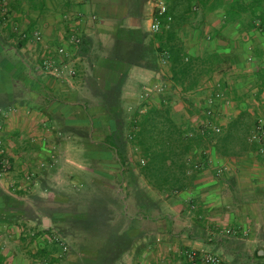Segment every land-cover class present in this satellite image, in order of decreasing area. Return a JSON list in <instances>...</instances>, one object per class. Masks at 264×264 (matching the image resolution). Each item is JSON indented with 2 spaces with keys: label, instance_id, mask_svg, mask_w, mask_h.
Returning a JSON list of instances; mask_svg holds the SVG:
<instances>
[{
  "label": "crops",
  "instance_id": "crops-1",
  "mask_svg": "<svg viewBox=\"0 0 264 264\" xmlns=\"http://www.w3.org/2000/svg\"><path fill=\"white\" fill-rule=\"evenodd\" d=\"M257 1H251L249 5L259 14L263 7L261 1ZM167 6L168 12L172 11L173 0H167ZM154 12V0H0V142L11 160L13 177L29 178L31 173L34 176L39 173L37 168L33 171L26 166L31 156L42 158L56 153L69 154L75 147L72 153L80 154L79 125L87 120L85 117L80 119L75 110L77 107L71 106L72 103L57 97L49 76L55 73L44 69V60L61 59L66 68L70 61L80 60V92H86L80 95V107L106 106L104 99L92 90L102 92L107 84L115 85L122 81L119 103L125 108L136 105L137 108L148 105L161 107L163 103V115L171 107L173 117L178 106L194 109L192 104L182 99L180 89L171 80L172 73L166 59L158 52L162 43L157 36L159 32L150 30ZM79 13L83 14L80 21L75 16ZM249 13L243 20H249ZM70 15L72 21L68 18ZM162 17L163 25L165 19ZM167 19L172 20V17L169 15ZM243 20L225 23L224 10L220 8L215 12L206 10L201 20L191 16L175 29V40L181 43L180 50L192 56L204 52H227L224 48L227 42L234 44L237 57L233 68L226 74L204 75L196 92L206 88L213 76L218 75V83L223 81L230 90L242 91L244 96L246 89H252L257 100H264V94H259L257 77L264 64L257 55L260 51L264 58V30L246 34ZM74 22L78 24L76 28L81 39L78 47L66 41L70 25ZM207 28L211 35L202 39L203 29ZM215 31H221L217 40L211 38ZM36 32L41 35L40 41L35 38ZM61 46L68 47L67 57L58 56L57 50ZM247 46L253 48V52H248ZM246 58L258 60L252 71L244 64ZM123 76L125 79H121ZM149 91L160 94L155 93L158 97L150 100L146 97ZM174 95L177 98H173ZM195 95V92L189 94L192 103ZM175 100L179 101L178 104ZM99 117L97 125L104 122V117ZM109 121L115 122L111 118ZM163 121L166 123L164 117ZM192 121L194 126L199 123L195 118ZM53 124L59 130H55ZM178 125L173 131L180 129L181 124ZM73 126L78 128L75 130L77 141L74 147L66 142V136L70 134L67 131ZM228 127L230 141L227 152L219 154L220 160L214 159V153H207L209 161L206 168L197 174L195 184L186 191L163 193L145 178L141 179L149 189L146 192L142 188L146 196L143 202L151 199L154 207L148 211V207H142V199L136 197L130 196L125 201L123 210L117 214L124 220V225H111L108 233H115L117 238L125 235L128 241L115 252L110 244L107 259L105 248L100 246L98 264H170L167 252L178 257V251L185 247L203 246L200 249L206 252L204 246H209L217 250L214 231L227 233L230 231L226 230L228 226L244 228V235H252V247L264 246V161L259 159V152L237 157L232 129ZM106 135L111 133L106 132ZM52 171L46 175L44 172L45 176H37L32 188L40 184L44 190ZM105 176L112 177L107 172ZM16 185L20 190L15 194L10 191L6 180L0 177V264L23 263L19 250L28 248L29 243L22 228L28 225L31 231L35 225V208L33 215L22 214L30 209L33 198L31 195L24 198L26 187L23 183ZM246 219L250 222L257 220L251 232L245 228ZM186 221L188 225L184 223ZM146 222H153L154 227L146 229ZM9 232L17 235L16 245L20 249H5L2 240ZM228 249L230 252L233 250Z\"/></svg>",
  "mask_w": 264,
  "mask_h": 264
},
{
  "label": "rangeland",
  "instance_id": "rangeland-1",
  "mask_svg": "<svg viewBox=\"0 0 264 264\" xmlns=\"http://www.w3.org/2000/svg\"><path fill=\"white\" fill-rule=\"evenodd\" d=\"M244 20L246 21V19ZM209 31L208 28L203 29L202 39L204 36L207 39L206 36L211 35ZM231 31L233 32L234 30ZM251 39H254V37L251 36ZM247 49L248 52L253 50V48L250 49L248 46ZM252 52L250 55L253 56ZM249 58H246L244 64L247 69L252 71L258 60ZM71 70H74L75 74H71ZM49 76L53 81L55 94H58L57 97L72 103L71 106L77 107L75 110L80 119L85 117V120H87L86 123L79 125L80 139L78 145H80V154L72 153L76 150L75 147L74 151H70L71 153L69 154L56 153L54 156L47 155L42 158L40 156H31V158H28L29 161L27 160L26 166L33 171L37 168L38 174L34 176L31 173L29 178H24L17 177L18 175L13 177V173H10L1 178L6 180L10 191L15 194L20 190L16 184L23 183L26 187L24 198H28L30 195L32 196L30 198H33V200L31 199L33 202L30 209H26V213L22 212L24 215H33V208L36 211L35 225L33 228L31 227V231H29L30 227L28 225L22 228L23 232H26V240L29 243L27 244L28 248L19 250V253L23 256L22 264H48L51 259L56 260L53 264H94V250L97 247L106 246L107 235L99 236L100 231L93 226L84 225L87 228L81 227L80 225L83 226V219H85L87 214L93 212L94 205L100 206L101 204L104 211L113 214L109 227L111 225L123 226L124 220L118 218L117 214L123 210L124 203L130 196L135 197L132 188L127 187L128 176L126 177L123 173L126 167L119 160V151L116 144L119 145L120 140H115V147H113L114 145H111V140L106 135V132L107 134L116 133L120 126L116 122L109 121L111 115H109L108 108L101 106L80 107V95L86 94L84 90L80 92L82 83L80 81V60L70 61L64 71L59 74H50ZM218 78V75L213 76L212 82L206 88L195 93L193 103L191 101L194 109L189 106H178L174 109L176 113H173L175 115L173 117L171 115L173 109L169 107L163 117L166 120L167 130L172 132L179 127L178 124H181L180 126L185 129L188 125H193L192 119L194 118L197 122H200L206 116V111L212 110L211 116L213 120L211 126L220 138V150L218 152L211 149L210 154L214 153V159L220 160L219 154L227 152L228 142L230 141L228 127L230 121L241 111L247 110L250 113L251 120L254 122L260 114L264 113V100H257L252 89H246L245 98L242 95L244 92L230 90L225 83H222L223 81L218 83ZM218 92H222L223 97L210 104L208 99L215 96ZM155 93L160 94L158 91H149L146 97L150 100L157 98L158 95ZM175 97L177 98L176 95L173 98ZM227 101H230V104ZM178 102V100H175L176 104ZM150 108L151 105H148L140 109L146 112ZM135 109H137V105L122 108L123 124L121 129L125 130L126 134L129 133L127 125L131 120V113ZM99 115H102V118L104 117V122L101 125L96 123L100 119ZM53 127H55V130H59L56 124H53ZM77 129L74 126L69 127L67 132L70 134H67L68 136L65 135L67 137L66 142L72 147L76 145L75 130ZM217 129H220V131L218 132ZM124 143H126L125 157L131 163L132 171L137 174L140 170L138 167L140 155L135 149L134 141L130 136L124 139ZM106 151L111 153L110 158L105 156ZM227 157L229 156L227 155ZM51 169H53L51 179L46 182L44 190L40 184L32 188L33 180L37 176L43 175L44 172H46L44 173L45 175L49 174L48 172ZM32 170L30 172H33ZM106 172L107 175L112 177L107 178L105 176ZM142 178L144 177L139 176V186H142L141 188L148 192L149 189L145 187L143 180H141ZM12 203L13 201H11ZM187 220L189 221L188 217ZM244 222L247 224L245 225L246 230L251 232L253 231V223H257V220L254 219L250 222L246 219ZM184 223L189 224L187 221ZM144 227L150 230L154 227V224L153 222H146ZM49 228L51 229L50 233H46L45 230ZM106 228L103 230L105 234H108V228ZM226 230H230V232L221 233L219 230L214 231L213 237L216 241L217 250H213L209 246H204L206 252L200 249L203 246L185 247V249H195L215 256L220 260V264H264V258L256 256L257 249H264V246L257 245L255 248L252 247L250 242L252 235L249 233L244 235L245 233L242 232L244 228L242 227L234 228L233 226H228ZM16 239H18L17 235H13L12 232L5 233L2 240L5 249L14 251L18 247ZM58 242L63 243L67 247L65 252L60 253L61 250L56 245ZM53 245L57 247L55 252H53ZM221 245H223V248ZM229 247L233 249L232 252L229 251ZM45 248H48L51 252L46 256L42 252ZM181 251L176 252L178 257L174 256L173 252L171 254L167 252L166 256L170 264H187V261L181 255ZM104 254L106 259L109 258V254ZM261 256L263 257L264 253ZM5 264L8 263L5 262Z\"/></svg>",
  "mask_w": 264,
  "mask_h": 264
},
{
  "label": "trees",
  "instance_id": "trees-1",
  "mask_svg": "<svg viewBox=\"0 0 264 264\" xmlns=\"http://www.w3.org/2000/svg\"><path fill=\"white\" fill-rule=\"evenodd\" d=\"M251 1L257 0H233L227 3L225 0H173L172 11L162 17L165 19L161 32L157 34L161 40V47L158 52L166 59L170 72L172 73L171 80L174 86L180 89L184 102L191 104L189 94L196 93V89L204 75L210 76L215 72L226 74L233 68L236 59V51L232 42H227L224 48L227 52H204L199 55H189L184 50H180L181 43L176 42L175 29L179 28L180 23L185 19L188 20L191 16H196L199 20L204 17L205 11L215 12L222 8L224 10L225 23L242 21L244 16L248 15L249 20H243L245 33L249 34L254 30H264V0H259L262 3V11L257 14L250 8ZM174 12V13H173ZM171 16L172 20H168L167 16ZM258 22V24H257ZM166 25H165V24ZM221 31H215L212 39L217 40L221 36ZM257 52V51H255ZM260 51L257 55L260 56ZM262 54V53H261ZM263 55V54H262ZM125 76L121 79H125ZM259 94H264V64L257 72ZM123 82H117L115 85L107 84L104 91H93L97 96L100 95L106 102L105 108L109 109L111 119L115 120L120 126L116 133L108 135L111 140V145L115 147V140H120V144H116L121 164L125 166L126 177L128 176V188H132L136 198L144 201L145 191L139 186V176H143L150 185L163 193H176L186 191L195 184L197 174L206 168L208 163L207 153L212 150L218 151L220 138L217 132L212 128V116L206 111L202 120L197 124L188 125L185 129L180 127L177 131H168L163 121V103L161 107L151 106L146 112H142L140 108L133 110L131 120L128 123L129 133L121 129L123 124L122 108L119 103L122 95ZM125 123V122H124ZM233 133V141L235 147V155L237 157L249 153H258L259 159L264 161V153L261 152V147L257 142L251 141V134L255 126V121L251 120L250 113L247 110L241 111L235 116L229 125ZM130 136L134 141V147L139 153L140 160L138 161L139 173L135 174L132 171L131 163L125 157L126 152L124 139ZM105 156L110 158L111 153L105 152ZM1 162V158H0ZM132 193V192H131ZM144 206V207H143ZM152 209L154 202L151 199H146L142 203V207ZM100 206L94 205L92 213L87 214L83 226L96 227L100 231L99 236L107 235L105 253L110 255V244L113 245V251L128 241L125 235L117 238L116 234L103 233L104 228H108L113 219L111 212L104 211ZM106 228V229H107ZM51 229H46V233H50ZM117 238V239H116ZM54 246V245H53ZM53 252L57 247H53ZM100 247L94 250V264H98V251ZM259 251H256V256H259ZM44 255L50 254V250L45 248ZM56 260L51 259L48 264H53Z\"/></svg>",
  "mask_w": 264,
  "mask_h": 264
},
{
  "label": "built area",
  "instance_id": "built-area-1",
  "mask_svg": "<svg viewBox=\"0 0 264 264\" xmlns=\"http://www.w3.org/2000/svg\"><path fill=\"white\" fill-rule=\"evenodd\" d=\"M154 8L155 12L153 13V17L151 19L150 24V30L153 33H158L161 31L163 25L161 22V17L165 16L168 11L167 6V0H154ZM77 20L80 21V18L83 17V14H77L75 15ZM69 20L72 21L73 17L72 15L68 16ZM76 20V19H75ZM75 22L70 25V31L67 33L68 37L66 41L73 46L78 47L81 43L80 34L77 31V26ZM35 38L40 41L41 35L39 32L35 33ZM57 54L60 57H67L69 55V49L66 46H61L57 50ZM43 67L45 70H48L50 72H54L55 74H59L62 72V67L65 69L66 65L64 64V61H61V59L55 60H44L43 61ZM71 74H75L74 70H71ZM223 97L222 92H218L209 99V103L213 104L215 100L221 99ZM228 104H230V101H227ZM208 113L211 115L212 110H208ZM219 132L220 129H217ZM251 141L257 142L258 145L261 147V152L264 153V113L260 114L256 120H255V126L251 134ZM0 177L7 176L11 173L12 164L10 158L5 154V150L3 148L2 142H0ZM230 232V231H229ZM58 248L61 250L60 253L65 252L67 250V247L64 246L63 243H57L56 244ZM181 255L184 259H186L187 264H220V260L207 253H203L202 251H198L195 249H184L181 251Z\"/></svg>",
  "mask_w": 264,
  "mask_h": 264
},
{
  "label": "water",
  "instance_id": "water-1",
  "mask_svg": "<svg viewBox=\"0 0 264 264\" xmlns=\"http://www.w3.org/2000/svg\"><path fill=\"white\" fill-rule=\"evenodd\" d=\"M264 252L263 251H259V255H262Z\"/></svg>",
  "mask_w": 264,
  "mask_h": 264
}]
</instances>
